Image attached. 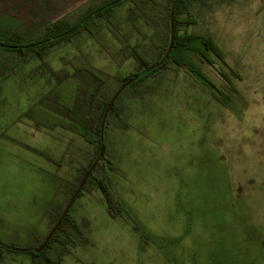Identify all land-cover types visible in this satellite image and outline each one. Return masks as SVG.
<instances>
[{
    "label": "rangeland",
    "instance_id": "374dc122",
    "mask_svg": "<svg viewBox=\"0 0 264 264\" xmlns=\"http://www.w3.org/2000/svg\"><path fill=\"white\" fill-rule=\"evenodd\" d=\"M147 2L112 28L116 34L102 25L96 36L84 31L43 58L0 51L1 243L39 246L66 209L96 146L60 125V117L69 119L61 106L76 103L72 121L81 122L93 85L102 87L99 98L114 96L116 76L138 71L125 46L154 60L161 9ZM17 5L0 0V37L39 41L47 29L81 18V1L39 19L32 3L10 12ZM189 8L197 24L181 34L218 42L240 75L239 115L174 64L130 90L118 104L121 120L107 131L116 216L100 190L78 197L47 250L61 264H264V0ZM204 72L222 88L230 71L219 62ZM0 264H33V257L0 246Z\"/></svg>",
    "mask_w": 264,
    "mask_h": 264
},
{
    "label": "trees",
    "instance_id": "16d2710c",
    "mask_svg": "<svg viewBox=\"0 0 264 264\" xmlns=\"http://www.w3.org/2000/svg\"><path fill=\"white\" fill-rule=\"evenodd\" d=\"M135 1V0H134ZM138 9L143 10L145 5H148L147 1H150L149 7H153V3H155V8L160 10V21L158 23L159 30L156 35L157 39L154 41V47L158 54H156L154 60H149L148 57L142 52L140 46H125L123 47V51L126 57L133 58L137 62L138 71L132 73L129 76H124L119 74L116 76V80L121 84V87L126 84L128 81L137 77L144 71L148 70L151 66L155 65L166 55L169 47H170V16L171 9L174 3V0H164L160 3L159 0H138ZM193 1L204 2V0H179L177 2V6L174 14V28H175V43L173 50L166 60V62L158 67L157 69L146 73L142 76L138 81L133 82L117 99L114 106L109 112L106 127H105V151L104 155L101 158L100 162L96 165L93 173L90 175L88 181L80 192L79 196H82L85 191L88 190H100L105 196L110 212L116 216L113 208V204H115V194L112 190L111 179L109 178V171H114L115 167L113 161L110 160L107 150V131L109 123L113 119L121 120L120 114L117 112L118 104L127 96V93L130 90H135L136 88L142 86L148 79H156L158 78L159 73L163 70H166L169 65L174 64L177 67L186 68L189 72L190 76L200 85L205 86L210 90L213 97L226 108H230L237 114V102H242L244 100V96L238 90L234 78L240 79V75L232 68L228 66L226 63V56L223 50L221 49L218 42L212 37L207 35H198L185 32L181 34L182 28H189L191 26H195L197 24L196 17L192 14L189 8V4ZM147 7V6H146ZM145 9V8H144ZM110 9L106 11L102 10H93L90 15L87 17H81L76 22L61 23L55 25L53 28L47 29L42 36V39L37 41L36 39H29L26 42L23 40H19L16 38L17 36L11 35L10 37L3 38L0 37V51L17 53L21 57L25 56H35L38 58H43V54L46 50L54 47L55 45L62 44L63 42H70L74 37L82 32H88L90 36H96L101 30L100 21L106 20L111 16ZM138 21V17L136 22ZM113 28H117L119 26V22L116 24H112ZM116 34V33H115ZM120 39V36L117 35ZM128 40V38H126ZM122 40V39H121ZM222 63L229 69V73L225 74L224 87L220 88L212 79H210L204 72V66L216 67L217 63ZM101 80V79H100ZM120 87V88H121ZM91 94L86 99V113L87 118L83 119L81 122L72 121V113L77 107L74 103L73 105L61 106L64 111L69 113V119H63L60 117V125L62 126H72L76 133L84 138L88 143L93 146H96V155H94L93 160L85 169L79 170L80 177L77 179L76 184L73 189V194L77 191L79 185L83 181L84 177L88 173L90 167L93 165L95 160L100 155L101 151V126L104 119V115L108 109V106L113 98L109 99H101L99 98V93L102 90L101 86L93 85L91 89ZM74 94V93H72ZM79 107V106H78ZM98 109L99 115L94 120L91 116L94 113V110ZM239 115V114H238ZM71 118V119H70ZM72 194V196H73ZM77 197V198H78ZM77 201V199H76ZM74 202L73 206L75 205ZM118 208H121V205L118 204ZM72 206V208H73ZM71 208V209H72ZM70 209V212H71ZM55 214L53 218L55 219V224L52 228L57 225L59 220L61 219L63 213ZM70 212L63 221L60 228L54 234L46 249L41 253H36L34 251H30L26 254H29L33 257V264H61V257L59 256L57 259H53L47 255V250L50 249V246L53 242L56 241L58 233L62 231V228L65 227L66 224L70 221ZM117 212V211H116ZM72 228L76 230V232H80L77 227L72 225ZM44 243V242H43ZM43 243H41L37 247H29V249H39Z\"/></svg>",
    "mask_w": 264,
    "mask_h": 264
},
{
    "label": "crops",
    "instance_id": "0c3cea01",
    "mask_svg": "<svg viewBox=\"0 0 264 264\" xmlns=\"http://www.w3.org/2000/svg\"><path fill=\"white\" fill-rule=\"evenodd\" d=\"M4 1V0H3ZM8 2L18 3H32L33 16L35 18L48 17L49 15L56 14L59 11L67 8L69 2L81 1L82 5L79 10H81V17H87L90 13L97 9L106 11L112 7L111 16L99 23L102 25H109L108 31L112 33H118L115 29H112V24L119 22V26H122L124 22H129V17L136 12L138 9V0H5ZM11 8L10 12L16 13L19 11L20 7ZM145 8L146 5L143 4ZM12 12V13H13ZM125 20V21H123ZM106 22V23H104Z\"/></svg>",
    "mask_w": 264,
    "mask_h": 264
},
{
    "label": "water",
    "instance_id": "95a60500",
    "mask_svg": "<svg viewBox=\"0 0 264 264\" xmlns=\"http://www.w3.org/2000/svg\"><path fill=\"white\" fill-rule=\"evenodd\" d=\"M179 0H174V3L172 5V9H171V16H170V27H171V34H170V47L166 53V55L162 58L161 61H159L158 63H156L155 65L151 66L148 70L144 71L143 73H141L140 75H138L137 77L133 78L132 80L128 81L126 84H124L113 96L108 109L104 115V119L102 122V126H101V151H100V155L98 156V158L95 160V162L93 163V165L90 167L88 173L86 174V176L84 177L83 181L81 182V184L79 185L77 191L73 194L72 198L70 199L61 219L59 220V222L57 223V225L54 227V229L50 232V234L47 236V238L45 239L43 245L39 248V249H29V248H15L12 246H7L3 243L0 242V246L4 247L10 251H15V252H20V253H28L30 251H34L36 253H41L42 251H44L47 247V245L49 244L50 240L52 239V237L54 236V234L57 232V230L60 228V226L62 225L63 221L65 220V218L67 217V215L70 212V209L72 208L74 202L76 201L77 197L79 196L80 192L82 191L83 187L85 186L86 182L88 181L90 175L93 173L96 165L100 162L101 158L104 155V151H105V127H106V121L109 115L110 110L112 109V107L114 106L115 102L117 101V99L120 97V95L133 83L138 81L142 76H144L146 73L151 72L155 69H157L158 67L162 66L166 60L168 59V57L170 56L173 47H174V43H175V28H174V14H175V9L177 6V2Z\"/></svg>",
    "mask_w": 264,
    "mask_h": 264
}]
</instances>
